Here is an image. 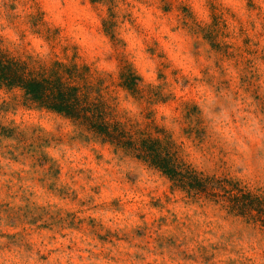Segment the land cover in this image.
<instances>
[{
  "label": "clouds",
  "instance_id": "obj_1",
  "mask_svg": "<svg viewBox=\"0 0 264 264\" xmlns=\"http://www.w3.org/2000/svg\"><path fill=\"white\" fill-rule=\"evenodd\" d=\"M0 264H264V0H0Z\"/></svg>",
  "mask_w": 264,
  "mask_h": 264
},
{
  "label": "trees",
  "instance_id": "obj_2",
  "mask_svg": "<svg viewBox=\"0 0 264 264\" xmlns=\"http://www.w3.org/2000/svg\"><path fill=\"white\" fill-rule=\"evenodd\" d=\"M5 72H6V75H8L9 77L14 75L13 73L7 72L6 70H5ZM32 88H33V90H38L39 89V85H32Z\"/></svg>",
  "mask_w": 264,
  "mask_h": 264
}]
</instances>
